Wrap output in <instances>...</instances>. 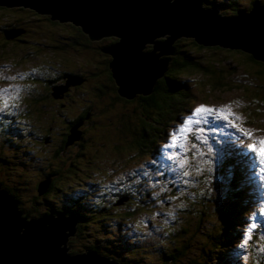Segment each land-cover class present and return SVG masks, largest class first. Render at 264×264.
Here are the masks:
<instances>
[{"label":"trees","instance_id":"trees-1","mask_svg":"<svg viewBox=\"0 0 264 264\" xmlns=\"http://www.w3.org/2000/svg\"><path fill=\"white\" fill-rule=\"evenodd\" d=\"M201 1L202 9L216 10L224 19L237 16V11L250 13L253 5L264 6V0ZM3 9L5 8L0 5V11ZM50 17L47 13H38L24 5L12 8L11 12L2 17L3 21H0V54L15 45L26 51L24 59L33 56L28 54L33 50L39 51V54H35L40 56L44 50L59 55L55 50L63 47L81 46L83 51L98 49L104 58L103 66L95 71L98 84L93 85V99L89 98L79 104L81 109L78 115L69 122L70 133L73 129L76 136L68 138L69 133L66 137L68 141L77 139L79 150L76 155L86 156L85 147L88 141L84 138V132L78 129V125L88 123L94 128L97 126L94 124L96 118L111 108H121V115L115 117L119 124L117 129L121 130L123 136L129 133L128 143L132 146L128 156L129 162L135 160L137 163L135 166L120 165L113 172L106 169L101 173L100 180L87 183L85 191L72 187L71 174L56 167L43 173L38 179L35 187L40 185L33 198L25 197L23 190L28 191L18 187L24 183H20L23 172L18 168L28 166L32 161L33 149H22V146H25L23 143L27 141L23 136L30 134L29 128L28 125L16 124L17 119L13 120L11 114L0 112V148L5 150L0 154V166L6 170L4 177H1L0 173V190L7 191L14 198L16 210L21 213L19 218L28 222L30 219L49 214L56 217L57 213L73 217L76 221L75 231L66 238L68 256L93 251L118 264H230L229 261L235 260L232 259L234 247L247 232L249 220L255 214V186L250 187L248 184V173L252 172L251 169H247L244 158L231 146L221 148L217 156L205 150L199 151L195 146L192 157L196 159L200 155L199 152H203L207 159L204 162L208 165L204 177L205 186L201 187L198 174L192 172L190 163L181 167L176 155L174 160L168 159L176 154V151L166 153L164 149L167 145V126L178 122V116L187 113L190 103L194 100L193 76L207 77L208 81L218 85L227 83L225 74L218 68L222 63L205 57L207 50L215 55L226 47L204 46L198 43L194 36H178L171 44L173 54L157 57L168 58V61L162 75L155 78L150 93L136 92L132 98H127L119 94V85L112 75L109 65L112 55L101 50L116 44L117 38L114 35H106L91 39L89 33L82 30L81 25H75L72 21L63 25L66 27L61 33L63 37L49 34L48 26L53 27L54 24L60 23L58 19ZM169 37L170 34L157 36L154 42L163 43ZM61 38H64V44L62 47H56V43L62 41ZM226 49L232 51V48ZM152 50L151 45L149 49H141V52L148 53ZM237 50L239 49L235 51ZM159 52L154 51L155 54ZM13 56L20 58L19 53ZM260 63L261 69H264V64ZM41 65H45L48 71L56 70L47 63ZM73 70L63 73L65 81L50 83L53 94L60 97V91L64 87V90H69V83L71 88L82 92L91 90V86L84 82L89 79L91 82L92 74L83 78L81 73ZM66 94L67 92L63 93ZM33 102L36 103V100ZM36 110L41 111L37 108ZM108 123L109 127L113 126L109 118ZM17 148L25 154V158L11 155ZM19 158H22V161L18 162ZM78 160L79 158L70 160L67 169L71 171V168H76ZM248 161L250 163L249 159ZM79 172H83L81 168ZM184 172L188 175H183ZM72 174L76 177L74 170ZM75 179L79 180L78 177ZM125 200V205L130 201L135 203V206H129L125 212L131 220L140 219L137 214L144 206L158 207L152 216L153 220L158 217L161 221L157 235L159 245L146 247L149 245L146 241L152 242L147 236L153 228L149 218L143 219L145 226L140 227L133 221L122 223L117 218L108 221L107 216H102L105 210L107 212L106 202H109L107 213L112 214L111 212L124 208L116 206L115 202ZM173 212L176 215L171 217ZM178 218L185 220L177 225ZM253 223L255 224V221ZM256 230L264 237L262 228L249 230L254 244L249 253L250 257L244 258L243 263L236 260L239 262L236 264H264V252L261 251L264 242ZM191 241L197 245L195 250L190 249ZM256 242L258 245H255ZM258 246L254 252L253 249ZM193 252L197 256L191 255Z\"/></svg>","mask_w":264,"mask_h":264},{"label":"rangeland","instance_id":"rangeland-1","mask_svg":"<svg viewBox=\"0 0 264 264\" xmlns=\"http://www.w3.org/2000/svg\"><path fill=\"white\" fill-rule=\"evenodd\" d=\"M242 5H244V3H242ZM2 6L5 9L0 11L1 22L3 21L2 17L11 12L12 8L21 7ZM47 14L51 15L50 13ZM66 23L69 22L63 21L54 24L53 27L48 26V33L63 37L61 33L66 28L63 26ZM114 37L117 38L118 42L119 37ZM61 40L62 41L56 43V47H62L64 44L63 41L65 40L64 38H61ZM153 41H155V39H153ZM151 45L153 47V43H144L142 50L149 49ZM83 50L81 46L77 48L63 47L55 50L58 51L59 55L51 54L49 51L44 50L41 51L40 56H38L40 53L39 51L34 52L33 50L32 53H28L33 54V56L30 55L29 58L24 59L23 57L27 55L26 51L15 45L9 49H5L4 52L0 54V89H9L7 94L8 108L5 109L3 107L5 97L0 95V112L5 111V113L11 114L13 120L16 121L17 119L16 124L18 123L21 126L28 125L30 134L23 136L27 141L23 143L25 146H22V149H33L31 152L32 161L29 162L28 166L18 168V170L23 172L20 183L24 182L22 185L19 184L18 187L21 189L25 188L28 191L25 192L23 190L25 197L33 198V195L36 194V189L40 185L35 187L38 179L43 176V173L49 172L56 167H59L63 172L71 174L70 182L72 187L85 191L87 190V183H90L91 180H100L101 173L106 171V169L113 172L117 170L120 165L129 164L130 166H135V163H137L135 160L129 162L128 156L131 154L130 151H132V146L128 143L129 133L123 136L121 130L117 129L119 124H117L118 119H115V117L121 115V108H111L104 115L96 118L94 124L97 126L94 128L88 123H80L78 125V129L84 132V138L88 141L85 147L86 156L82 157V155H76L79 150V146L76 144L77 139L74 138L68 141L66 137V135L70 133L69 122L75 119L81 109L79 104L84 103L83 101H88L89 98L93 99L92 97L94 94L91 93L92 91L94 92L95 89L93 85L98 84V81L95 80L97 78L95 71L97 68L100 69L103 66L102 58H104V56L98 49ZM235 50L236 49H232L231 51L225 48L215 55L209 53V50L205 52L206 58L216 59L222 63L218 65V68L225 74L226 80H228L227 83L218 85L213 81H208L207 77L204 78L201 75H194V85L192 84V96H194V100L190 103V110L185 114L179 115L177 118L178 122L174 124L170 123L166 128L168 132L166 141L168 142L167 145H169L172 142V135L178 131L182 122L193 113L195 108L203 105L216 110L225 109V115L228 117L227 120L224 119L223 116H217L215 114L207 116L206 118L209 121L208 124L202 122L192 125L193 131L188 133L186 138H182L177 142L178 145H183V147L178 150L179 152L175 154L177 161L180 162V160H184V167L190 163L192 172L195 175L198 174L201 187L205 186L204 177H206L208 165L204 162V160L207 159L203 152H199L200 155L197 156L196 159L192 157L196 150L195 146L198 147L199 151L205 150L210 154L218 155L215 150L209 151L211 147L207 144L209 140L207 134L209 131L208 125H219L220 127H216L215 129L219 131L234 130L239 136L232 133L227 136V142L231 148L239 152L243 158L244 154L241 152L242 148L248 147L254 140L259 141L264 139V69L260 67V65H262L260 60L254 58L251 53ZM17 53L20 54L19 59L13 56ZM34 55L37 57H34ZM42 63H47L55 67L56 70L48 71L45 65H41ZM72 70L81 73L83 78H88L86 75L92 74V81L90 82L89 79L88 82H84V84H89L91 86V90L82 92L76 88H71L69 83L67 87L69 90H64V87L63 90L60 91V97L53 94L50 83L56 84L65 81L63 80V73ZM12 77H16V79H11ZM50 90L51 92L49 93ZM65 92H67V94L63 95ZM34 100H36V103L33 102ZM36 108L41 111H37ZM107 117L112 120V127H109L110 123H108ZM87 127H89V131ZM198 128H203L204 132L197 133L195 130ZM240 129H243L244 132H251L252 135L246 136ZM75 136L74 130L72 129L68 138ZM197 136L201 138L197 139ZM66 139L67 142L64 144ZM167 145L164 146L166 153L174 150V148H169ZM248 149L251 153L253 152L249 147ZM3 152H5V150L0 148V154ZM11 155L26 157L25 154L19 152L18 148L14 149ZM255 156L258 155L255 153ZM77 158H79V160L76 163V168H71V171L67 169L69 161ZM248 159L251 164L252 155L249 152ZM20 161H22V158L18 159V162ZM253 162L255 163V159ZM77 166H79L78 169ZM80 168L83 171L82 173L79 172ZM73 170L76 172V177H78L79 180L75 179L76 177L72 174ZM0 173L1 177L5 176L6 170L2 166H0ZM248 184H250V179L248 180ZM259 184L262 188V184ZM191 187L193 188V184H191ZM75 188L73 189L77 190ZM125 202L126 200L118 203L115 202L116 206H124V208L117 212H111L112 214L107 213L109 211V202H106L107 212L105 210L102 216H107L108 221L115 218L120 219L119 221L122 223L133 221L140 227L145 226L142 220L149 218V220L152 221L153 228L147 233V236L152 239V242L146 241L149 243L146 247L159 245V238L157 235L159 230L158 225H160L161 221L158 217H154L153 220L152 216V214H155V210H157L158 207L144 206L139 209L140 212L137 214L140 216V219L131 220L126 216L125 212L129 206H135V203L130 201L125 205ZM111 208H113V205H111ZM175 215L176 214L173 212L171 217ZM182 220L185 219L178 218L177 225H179ZM255 225L257 228H262L264 230V211L260 210L256 217ZM88 228L90 229V227ZM22 230H24V227L21 228L19 234H22ZM195 231H197V229H195ZM68 232V230L64 231V233ZM115 233L118 234V232ZM256 233L264 242V237H262L257 230ZM261 233H263V231H261ZM190 243L192 244V241ZM253 245L250 236L241 238L239 243L235 245L232 253V259L235 260L229 261V263L236 264L244 261L243 259L247 256L250 257L249 253ZM255 245H258V243L256 242ZM63 246L64 244L62 243L59 245V248ZM196 247L197 245L192 244L190 249L195 250ZM258 248L259 246L255 247L253 251L255 252V249ZM261 251L264 252V246ZM191 255L197 256L194 252ZM227 256L228 258L230 257L229 254ZM216 264L224 263L218 262Z\"/></svg>","mask_w":264,"mask_h":264},{"label":"water","instance_id":"water-1","mask_svg":"<svg viewBox=\"0 0 264 264\" xmlns=\"http://www.w3.org/2000/svg\"><path fill=\"white\" fill-rule=\"evenodd\" d=\"M169 1L0 0V5H24L38 13H50L51 19L72 21L91 39L119 37L116 44L101 50L112 55V75L119 94L127 98L136 92L150 93L168 61L157 57L173 54L171 44L181 35L194 36L204 46L239 49L264 60V6L253 5L250 13L237 11V16L224 19L216 10L202 9L201 0ZM169 34L163 43L153 41ZM146 42L153 43V50L142 53ZM155 50L160 52L155 54ZM20 214L14 198L0 190V264H118L93 251L66 255V237L75 231L73 217L57 213L56 217L49 214L26 222Z\"/></svg>","mask_w":264,"mask_h":264},{"label":"snow or ice","instance_id":"snow-or-ice-1","mask_svg":"<svg viewBox=\"0 0 264 264\" xmlns=\"http://www.w3.org/2000/svg\"><path fill=\"white\" fill-rule=\"evenodd\" d=\"M11 79H16V77H12ZM9 89H0V95H3L5 97L4 99V104L3 107L6 109L8 108V99H7V94H8ZM217 115V116H223L224 119H228V117L225 115V109H213L209 107H205L201 105L200 107H197L194 109L193 113L189 115L183 122L181 127L178 129L176 133L172 135V142L171 144L167 145L169 148H175L178 146L177 142L180 141L182 138H186L187 134L193 131L192 125L194 124H200V123H205L208 124L209 121L207 120V116L210 115ZM216 127H220L219 125H214L212 126L211 130L214 132ZM197 133H202L204 132L203 128H198L195 130ZM240 131L244 132L243 129H240ZM244 135L246 136H251V132H244ZM200 136H197V139H200ZM259 145V146H258ZM180 147H183V145H180ZM248 147L255 152L259 157H260V163L264 164V139L259 140V141H253L251 144L248 145ZM211 151V149H209ZM168 159H175V154L171 155L168 157ZM253 160L255 159L254 157L252 158ZM180 166L183 167L185 161L180 160ZM183 175H188L187 172H184ZM256 225L253 224L252 228H255Z\"/></svg>","mask_w":264,"mask_h":264},{"label":"bare ground","instance_id":"bare-ground-1","mask_svg":"<svg viewBox=\"0 0 264 264\" xmlns=\"http://www.w3.org/2000/svg\"><path fill=\"white\" fill-rule=\"evenodd\" d=\"M260 62L264 63V60H260Z\"/></svg>","mask_w":264,"mask_h":264}]
</instances>
